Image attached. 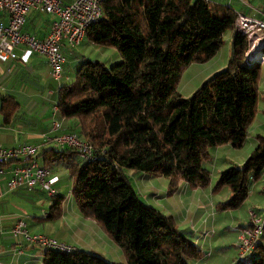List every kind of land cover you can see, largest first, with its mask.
<instances>
[{
  "label": "trees",
  "instance_id": "obj_1",
  "mask_svg": "<svg viewBox=\"0 0 264 264\" xmlns=\"http://www.w3.org/2000/svg\"><path fill=\"white\" fill-rule=\"evenodd\" d=\"M73 0H62L68 4ZM102 18L86 31L94 46L112 48L120 61L80 63L72 80L56 87V116L75 120L77 133L99 151L86 163L68 147L42 149L41 165H63L72 177L71 195L79 212L94 221L122 252L125 261L97 253L43 250L42 264H192L200 250L171 216L144 204L126 170L168 179V193L181 182L207 188L211 148L241 149L257 108L260 64L245 65L246 40L235 34L225 70L191 96L178 91L191 64L213 58L223 36L234 30L237 13L208 0H102ZM18 103L1 101L4 124ZM264 173V139L242 167L221 172L213 192L228 189L218 211L237 210ZM48 220L61 216L53 199ZM241 264V263H237ZM245 264V263H243ZM248 264H264L256 246Z\"/></svg>",
  "mask_w": 264,
  "mask_h": 264
},
{
  "label": "crops",
  "instance_id": "obj_2",
  "mask_svg": "<svg viewBox=\"0 0 264 264\" xmlns=\"http://www.w3.org/2000/svg\"><path fill=\"white\" fill-rule=\"evenodd\" d=\"M208 1L230 7L236 13L249 17L264 18V0ZM53 18L51 15L32 12L28 17L24 30L38 37H44ZM235 34V30L227 31L224 34L222 47L208 62L191 64L186 68L182 73L178 87L180 93L181 85L183 91L187 93H181L183 97L191 96L197 89L193 88L191 90L193 82L202 85L214 75L225 70ZM97 48L86 38L76 48H62L66 62L59 83L50 78L47 62L40 55L30 54L18 49L16 60L10 62L0 61V106L1 101L6 96L14 97L19 105L16 115L8 124H4L3 117L0 114V146L8 148L22 143L38 144L41 146L39 155H41L42 149L60 148L58 145L51 143L53 141L46 142L44 138L51 123L53 110L56 108V87L72 80L80 63L99 61L105 66H110L121 60L118 53L112 51V54H109L102 62L100 58L95 57ZM263 91L264 75L260 77L258 86L256 114L248 129L245 143L241 148V150H246V153L237 155V160H223L225 154L229 155L231 152H240L241 150L235 151L236 149H232L229 145L211 148L209 150L210 160L206 163V168L208 170L214 169V175L212 177L211 174V182L207 188H193L188 183L181 182L176 192L169 196L166 194L167 189L164 190V195H166L163 198L165 206L158 211L171 216L178 228L184 231L200 250L201 258L192 262V264H235L237 253L235 243L238 235L242 230L249 227L248 210L264 211L263 175L250 187L245 203L237 210L218 211L217 205L225 202L230 197V192L228 189L213 192L219 174L231 167H242L257 147L258 142L264 139ZM61 121L64 128L78 130L75 120ZM41 161L42 158H38L40 164ZM209 165H211V168H209ZM49 171L51 177L57 179L55 198H61V216L56 220H48L43 217L44 213L49 212L48 209L54 198L47 201V211L41 209L39 216L36 214L31 216L27 208L35 209L36 204L44 207L47 200L45 194L38 190L6 192L5 182L2 181L0 264H42L44 249L25 242L21 238L14 239L10 234L11 228L20 218L29 222L31 233L51 237L60 243L74 246L79 251L94 252L98 255L104 253L110 258L119 255V262H124L122 252L106 237L103 230L94 221L85 218L79 212L71 195L72 177L68 175L66 168L58 164L54 165ZM125 174L128 176L127 170ZM141 174L143 173H139V175ZM153 182L150 184L147 182V184L153 187ZM162 182L163 189H165L168 181L163 179ZM146 190V198H148L150 194L148 189ZM157 190L159 191L158 188ZM135 192L138 191L135 190ZM153 197L161 198L158 194L153 195ZM14 205H17L18 208L15 209ZM20 208L23 211L26 210L27 213L25 212L26 214L23 215L21 212H17ZM39 225L42 226L44 232H40ZM256 246L264 247V233L258 239ZM110 261L115 262L112 259Z\"/></svg>",
  "mask_w": 264,
  "mask_h": 264
},
{
  "label": "built area",
  "instance_id": "obj_3",
  "mask_svg": "<svg viewBox=\"0 0 264 264\" xmlns=\"http://www.w3.org/2000/svg\"><path fill=\"white\" fill-rule=\"evenodd\" d=\"M102 0H73L62 4V0H0V61H14L17 50L45 58L49 75L55 82H60L64 73L65 56L62 48H74L86 38L87 29L102 18ZM46 14L53 16L48 32L44 37L28 33L24 27L29 15ZM234 30L246 40L244 64L251 66L264 62V18L249 17L237 13ZM264 99V91L262 92ZM46 142L53 141L59 147H68L76 151L79 159L89 163L95 161L99 151L91 141L83 139L74 130L62 126V121L53 110L50 127L44 136ZM41 146L22 143L13 147L0 146V199L2 181L6 192L17 190H38L47 198L56 197L57 179L51 177L49 169L38 162ZM264 181V173H263ZM48 213H44L46 218ZM249 227L242 230L235 243L237 263H250L258 239L264 233V211L248 210ZM14 239L21 238L42 249H52L72 253L76 248L60 243L41 234L30 232L26 219L16 221L10 231Z\"/></svg>",
  "mask_w": 264,
  "mask_h": 264
},
{
  "label": "rangeland",
  "instance_id": "obj_4",
  "mask_svg": "<svg viewBox=\"0 0 264 264\" xmlns=\"http://www.w3.org/2000/svg\"><path fill=\"white\" fill-rule=\"evenodd\" d=\"M96 47H98L97 48L98 50H97V53H96L95 57L100 58L102 62H103V60H105L108 57L109 54H112V51H114L112 48H108V47H102V46H96ZM74 48H76V47H74ZM263 75H264V62L261 65L260 77H262ZM179 84H180V82H179ZM197 86L199 87L201 85H198V82H193L191 90H193V88H198ZM181 93L182 94H187V93H185L183 91L182 85H181ZM49 127H50V125H49ZM51 143H54V142H51ZM232 149H234V148H232ZM237 150H241V149H236L235 151H237ZM243 153H246V150H241L240 152H231V154H229V155L225 154V157L223 158V160H227V159L237 160L236 159V158H238L237 155H241ZM209 168H211V165H209ZM209 170H210L209 172L212 174V177H213L214 169H209ZM127 171H128V176L130 178V182H131L132 186L134 187L135 190L138 191L137 193L139 194V198L144 204L152 206V207H154L157 210H159L160 208H163L165 206V203L163 201V198L166 197V195H164V190L167 189V193L166 194L168 196L170 195L168 193V185H169L168 179H166L164 177H155L153 175L146 174V173H143V174L139 175V173L134 172L132 170H127ZM67 173H65V175H67ZM68 175H69V173H68ZM148 178H150V179L147 180ZM158 179H161V180H158ZM163 179L164 180L166 179L168 181V184L166 185L165 189H163V185H162ZM152 181H154L153 182L154 183L153 187L151 185L147 184V182L150 184ZM157 188L159 189V191L157 190ZM146 189H148L149 194H150L148 196V198H146V194H147V190ZM152 194L153 195H157L158 194V196H160L161 198H158V197L154 198ZM50 199L51 198H47L44 207H42L40 204H36V208L35 209H28L27 208V210L30 212L29 215L33 216L34 214H36L37 216H39L40 213H41V209H45L47 211L48 206L46 204H47V201L50 200ZM13 207L15 209L18 208L17 205H14ZM17 212H21L23 215H25L27 213L26 210L23 211L22 208L18 209ZM45 223H48V222H45ZM39 226H40V232H44L42 226L41 225H39ZM30 231H31V225H30ZM113 247H115V246H113ZM115 249H117V248H115ZM100 257L105 259V260H107V261H110V259H112L115 262H119V260H120L119 259V255H116L115 257H111L110 258L109 256H107L104 253H102V255H100ZM108 258H110V259H108Z\"/></svg>",
  "mask_w": 264,
  "mask_h": 264
}]
</instances>
